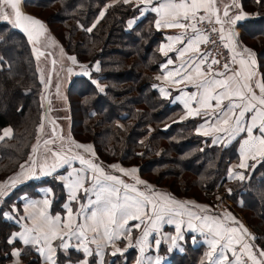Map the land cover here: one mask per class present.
Returning a JSON list of instances; mask_svg holds the SVG:
<instances>
[{"label":"trees","instance_id":"obj_1","mask_svg":"<svg viewBox=\"0 0 264 264\" xmlns=\"http://www.w3.org/2000/svg\"><path fill=\"white\" fill-rule=\"evenodd\" d=\"M113 0H28L27 10L41 17L79 66L90 77L70 82L71 135L75 142L91 144L103 165L137 167L141 178L175 198L213 204V194L225 193L232 209L256 234L254 247L264 249V159L250 167L244 180H230L228 169L239 162L238 146L216 147L196 134L197 120H181L183 109L172 105L154 88L164 56L163 33L146 16L133 29L128 21L138 15L133 5H109ZM251 19L240 24V44L257 58L264 80V0H240ZM104 12L103 17L100 13ZM95 25V27H93ZM91 28V31L86 29ZM0 135L12 129L11 138L0 141V184L27 165L43 124V86L25 37L0 22ZM105 86L101 92L94 84ZM50 187L55 194L52 211L62 212L64 186L55 178L17 188L0 209V261H11L14 248L8 238L20 227L5 220V208L22 194L38 197L37 188ZM226 187V188H225ZM20 205V202L18 203ZM134 231V237L137 236ZM167 264H208L205 246L189 243ZM74 255V254H72ZM80 256L58 255V263L80 261ZM137 251L104 257V264H134ZM25 264H41L33 249L24 250ZM96 256L91 264H96Z\"/></svg>","mask_w":264,"mask_h":264},{"label":"snow or ice","instance_id":"obj_2","mask_svg":"<svg viewBox=\"0 0 264 264\" xmlns=\"http://www.w3.org/2000/svg\"><path fill=\"white\" fill-rule=\"evenodd\" d=\"M22 2L23 0H0V22H6L12 28L20 30L31 44L38 45L41 39L46 37L48 29L43 21L22 10ZM130 2L131 0H124L126 4ZM138 2L145 6L141 9L142 13L147 11L156 13L157 29L183 30L180 35L167 37L170 43L160 49L165 56L174 49L176 44H185L186 37L185 46L176 49L179 57L183 58L189 52L198 54L183 61L178 68L166 72L163 79L172 83H192L197 88V92L183 95L188 115L198 116L202 110L207 112L210 109L216 121L207 128L201 125L203 131L198 129L199 134L224 133L231 142L244 133L239 149L241 162L238 167L241 169L249 167L246 161L250 158L253 160L257 157L264 158V80L253 83L256 76L254 71L256 61L252 58L254 53L247 47L237 51L238 41L234 30L232 28L226 30L224 27L225 24L235 26L244 18V14L241 13L229 19L230 6L225 5L221 16L219 0H138ZM257 2L259 3L260 0ZM103 15L104 12H101L100 16L103 17ZM205 24L220 26L218 29L213 26L210 31L218 33L220 41H226L223 47L229 49L231 54L230 63L222 65L223 71H215L212 67L220 64L219 59L211 57V53L200 52L201 44H216V41L205 34L209 31L202 27ZM129 26L131 27V22ZM189 30L192 33L191 36L187 35ZM33 52L37 59L44 55L36 47L33 48ZM245 53L248 58H245ZM69 59L76 63L75 57H69ZM171 64L173 60L169 59L162 67L166 69ZM203 65H207L206 71L202 68ZM84 74L87 75V71ZM176 77L179 79H175ZM157 79L161 77L158 76ZM256 89H259V94ZM159 90L165 96L169 94L165 88ZM193 102L197 107H192ZM40 130H43V125L40 126ZM11 136L12 129H5L0 135V141ZM53 136H56L55 127H53ZM60 139L63 137L61 136ZM218 140L219 137H216L213 143ZM54 142V139H49L45 140L44 144ZM69 145L67 151L49 149L54 163L49 165L45 159L39 165L41 176H50L64 165L71 167L73 160H78L84 166L72 168L67 177H59L66 181L64 186L69 194V202L63 206L67 211V217L50 214L51 199L29 201L25 205L27 215L20 219L30 223L22 226L23 231L13 233L7 243L14 244L20 241L25 245L35 246L36 250L44 256L47 264H57V248L64 251L75 248L76 251L83 252L85 258L78 264H88L87 258L91 256L99 258L98 264H104L105 249L110 246L114 248L111 252L112 256L118 253L123 255L128 248L134 246H140V252L143 255L145 248L150 246L149 236L153 232L159 233L163 224L175 226L176 234L165 238L171 241L172 247H177V242L184 239L183 217L187 216V228L205 235V243L208 245L205 257L208 264H249V262L264 264V249L254 250L253 244L248 240L254 241L255 237L242 223L236 221L231 213H227L223 219L218 216L197 215L190 210L189 205L200 209L201 212H207V206L194 204L191 201H180L168 193L155 191L153 185L134 175L138 171L136 168L125 169L118 164L109 165L124 176H132L135 181L133 184L126 183L120 176L107 172L101 164L85 158L79 152L69 155L75 148L95 156L91 145L77 143L71 139H69ZM37 151L38 145L33 147V153ZM36 163V160L31 159V174L26 176V179L36 176ZM20 167L23 169L24 165ZM235 176L238 179H244L243 173H235ZM18 182V179H11V186L15 187ZM137 185H144V190H140ZM4 187L5 185H0V189ZM47 191L52 192L51 189ZM81 191L87 197V204H80L79 210L74 212L71 202H79ZM5 194L0 191V195ZM3 215L7 219L13 218L9 213H3ZM130 221L137 223L130 226ZM226 221H232L238 226H230ZM142 225L144 226L142 234L136 239L134 245L132 229H140ZM73 238L77 241L75 245L70 243ZM122 239L128 241L124 249L115 246V242ZM57 240L60 243L54 246L53 242ZM160 244L161 240L156 239L155 245L159 247ZM90 245H95V250ZM228 252H231V258L227 255ZM20 254L19 249L12 253L16 257ZM160 260L161 258L157 257L155 264H160ZM137 264H141V261L137 260Z\"/></svg>","mask_w":264,"mask_h":264},{"label":"crops","instance_id":"obj_3","mask_svg":"<svg viewBox=\"0 0 264 264\" xmlns=\"http://www.w3.org/2000/svg\"><path fill=\"white\" fill-rule=\"evenodd\" d=\"M109 5H113V6H117V5H133L134 7L139 9L138 15L136 17H134V18H131L128 21V23H127L128 29H130V30L133 29L142 19H144L148 15L152 16L154 18V26H155V20L157 19L156 13L151 12V11H147V12H143L142 13L141 9H143L145 6L142 5V4H139L138 0H131V2L127 3V4L124 3V0H113ZM225 5H229L230 6L229 19L235 17L238 14H241V13L244 14V18L239 20L236 23L235 26H231L229 24H225V26H224L226 30L229 29V28H232L234 30V32L236 34V39L238 41L237 51H240L241 49L244 48V46H242L240 44V41H239V37H240V34H241V30H240L239 26H240L241 23H243V22H245L247 20H250L251 19V15L247 14L242 9L240 0H219L218 6L221 9V16H222L223 9H224ZM130 22H131V27L129 26ZM217 26L220 27L219 25H217ZM155 29L157 31L163 33V35H164V40L165 41H164L162 46L168 45L170 43V41L167 39V37H169V36H177V35H180L183 32V30H181V29H171V28H160V29H157L156 26H155ZM187 35L188 36L192 35L190 30L187 33ZM186 41H187V37L185 38V44H186ZM185 44H176L174 46V49L172 51L168 52L167 56H165L161 52L162 55L164 56V62H163L162 65L167 64V61L169 59L173 60V64L168 65V67L166 69L163 68L162 65H161L160 73L155 76V80L156 81H155L154 88L160 93V95L164 99L168 100L172 105H178V106H180L183 109V114H182L181 120L186 121V120L196 119L197 122H198L197 123V127H196V134L201 136L202 138L210 141L213 146L226 147L227 148V147H230L235 142H238L239 146H238V152L237 153H238V157H239V162L237 164L234 163V164H232L230 166V168L228 169L227 175H228V178L230 180H235V179H238L235 176V173H243L244 179H245L246 178V173L249 170V168L252 167V166L254 168L255 166H257L264 159V158L257 157L255 160H253V159L250 158V159H248L246 161V163L249 165V167L244 168V169H241V168L238 167V165L241 162V158H240V154H239L240 143L242 142V138L245 136V134L241 133L240 136H238L235 140H231V142H229V139H228L227 135L224 134V133H210L208 135L199 134L198 129L203 131V129H201V127H200L201 125H204V127L207 128L211 124H214L216 121H215V117L213 116V114H212L210 109L207 110V112L202 110L201 114L198 115V116H189L188 115V109L185 108V106H184L183 95H184V93L191 94V93L197 92V88L194 87V85L192 83H188V82L172 83L170 81H165L163 79V77L166 74V72L172 71V70L178 68L180 66V64L183 61H187L189 59V57H195V56L198 55L197 53L189 52V53H186V55L183 58H180L179 57V53H178V51L176 49L184 47ZM202 45L203 44H201L200 47ZM245 58H248L246 53H245ZM252 58L255 59V61H256V64L254 66V71L256 73V76H255V80L253 81V83L255 84L256 81L262 80V78H261V74H260L259 69H258V63H257V58H256L255 53H254V56ZM80 67H81L80 73H76V75L75 74H73V75L70 74L69 79H68V83L69 84L73 80V78H75V77H77L79 75L80 76H85V77H90L91 71L88 68H85L83 66H80ZM85 71H87V73H88L87 75L84 74ZM158 76L161 77V79H157ZM175 79H179V77H176ZM94 84H96V80L94 81ZM160 88H165L169 94L167 96L163 95L160 92V90H159ZM103 91H104V89H103ZM256 91H257V94H259V89H256ZM178 97H181V98L177 99ZM225 103H227V101H225ZM192 107L195 108V107H197V105L193 102L192 103ZM248 115L250 116V114H248ZM42 133H43V130L42 131L40 130L39 131V136H38V139H37V142H36V146H37L38 141L42 138ZM70 137H71V140L74 141V139L72 138V135H71V131H70ZM216 137H219V140L216 143H213V140L216 139ZM89 145H91V144H89ZM92 149L94 151V148H92ZM77 152H79L81 155H84L85 158L92 159L95 163L101 164L105 168V170L107 172H109V173H111L113 175L120 176L121 179H123L126 183H129V184L135 183V181L132 178V176H124L122 173H119V172L113 170L112 168H110L109 165L105 166L102 163H100L97 160L96 155L92 156V153H86V152L82 151L81 149H75V152L72 153V154H75ZM33 154H34V156L32 155L31 159H34L37 162L36 163V170H35L36 171V176L34 178H31V179H26L25 178L26 176L31 174L30 173L31 159H30V162L27 165H25V167L23 169H21L19 173H17L15 176L11 177L10 179L6 180L5 182L1 183L0 185H5V187L3 189H0V191H3L6 194L5 195H0V209H3L6 206L5 205L6 200L14 193V191L17 188H19L21 186H24L26 184L32 183V182L38 184V183H41L44 180H48V179H52V178H55L59 183H61L64 186L66 181L59 179V177H61V176L67 177L68 172H70L72 170V168H82V167H84L83 165H81L79 163L78 160H73L71 162V167H69L68 165H64L63 167L58 168L56 170V172H54L50 176H41L40 172H39V165L45 161L44 157H46L47 163L49 165L54 163V158L52 156H48V154H45L43 156L42 153H38L37 157H36V153H33ZM72 154H69V155H72ZM52 158H53V160H51ZM120 167H122V166H120ZM122 168H124V167H122ZM131 168L138 169L137 167H130V168H125V169H131ZM21 173H23V174H21ZM89 175H90V173H89ZM134 175L138 176L141 180H144L143 178H141V176L139 174V169ZM13 178L18 179V181H19L15 185V187L11 186V179H13ZM238 180H241V179H238ZM144 181H146V180H144ZM147 183H149V182H147ZM149 184H151V183H149ZM151 185H153V184H151ZM86 186H88V185H86ZM137 187L140 190H142V191L144 190V185H137ZM153 187H154L155 191L170 194L169 191H166V189H160V188L156 187L155 185H153ZM48 189H51V188L48 187V186H42V187L37 188L36 192L38 193V197H34V196L30 195V194H22V195H20L18 198H16L13 201V203L10 206L5 208V212L4 213H9L13 217L12 219H7L4 216L5 220L12 221L15 224H17L20 227L19 231H17V232L23 231V227L22 226L24 224H26V223H30L27 220H21L20 219V217L27 215V213L25 212V205L29 201H42L45 198H48V199L52 200V205H51V208L49 209L50 214H52V215L59 214L62 218H66L67 217V211H66V209L63 206H64V204L69 202V199H68L69 194H68L67 188L64 186V189H65V192H66V199H65V201L63 202V205H62V212H58V213H54L52 211L53 204H54V201H55V194H54L52 189H51L52 192L49 193L47 191ZM79 197H80L79 202H76V201H72L71 202V206H72L74 212L79 210L80 204H85V205L87 204V197L85 196V194L82 191L79 193ZM175 199H177V198H175ZM177 200H180V201H191L194 204L207 206L208 211L207 212H201L200 209L195 208L192 205H189L190 210L192 212L196 213L197 215H200V216L211 215V216H218L221 219H223L224 216L227 213H231L232 216L235 217L236 221H239L240 223H242L249 230V233H251V235L255 237V235L253 234L252 230L246 224L245 220L239 214H236V212H234V210L232 209V203L229 202L225 198V193L217 192V193L213 194V197H212L213 204H211V205L210 204H206V203H199V202H196L195 200H190V199H179L178 198ZM19 202H20V205H18ZM13 209H15V211H13ZM183 219L185 220V225L183 227L184 239L183 240H179L177 242V245H178L177 247H172L171 241L165 238V237L172 236V235L176 234L175 233V226L171 225V224H163L161 226V231L159 233L153 232L149 236L148 239H149V245L150 246L145 248V251H144L143 255L140 252V246H134L132 248H128L127 251H125L123 253V255L128 253V252H130L131 250H135V251H137V259H136V262L134 264H137V260H140L141 264H155V260H156L157 257L161 258L160 264H167L170 261V257L172 255L184 253L185 247L188 244V239H187L188 236L190 238L189 239V243L190 244H192L195 247L205 246L206 250H208V245H207V243H205V235H202L199 231H191V230H189L187 228V226H186V222H187L188 217L184 216ZM81 220H82V218H81ZM134 223H137V222L136 221H130V226L132 224H134ZM196 223H199V222H196ZM226 223L229 224L230 226H233V227L238 226L232 221H226ZM143 227L144 226L142 225L140 229H135V228L132 229V243L134 245H135L136 239L141 236L142 231H143ZM134 231H137L136 232L137 233L136 237H134ZM89 235H91V234H89ZM156 239H160L161 240V244H160L159 247H157L155 245V240ZM248 242L252 243L253 246H254V241L253 240L249 239ZM16 243L21 244L22 247L21 248H14L12 250V252H11L12 259L7 264H25L23 262V260H22V254H23L24 250H27V249H33L35 251V253L41 258V264H47L44 256H42L36 250L35 246L25 245V244H23L20 241H17L14 244H16ZM59 243H60V241H58V240L53 242L54 246L58 245ZM70 243L75 245L77 243V241L75 240V238H73ZM127 244H128V241L127 240H123V239L120 240V241H116L115 242V246L120 247L121 249L126 248ZM10 245H13V244H10ZM90 247L93 248V250H95V245H90ZM16 249L20 250L21 254H20L19 257H16V256L12 255L13 251L16 250ZM169 249H171V250H169ZM255 249H258V248L254 247V250ZM113 250H114V248L111 247V246L108 247L107 249H105L104 257L107 255V253H109L111 255V252ZM59 254L65 256V257H68V256H80V257H82L81 260H83L85 258L83 252H78V251L75 250V248H70L67 251H64L62 249L57 248V253H56L57 264H59L58 263V255ZM72 254H74V255H72ZM117 255H120V254L118 253ZM227 255L230 258L232 257L231 252H228ZM93 257L94 256H91V257L87 258L88 259V264H91V260H92ZM96 259H97L96 260V264H98V259L99 258L96 257ZM78 262L79 261L71 262L70 260H68L64 264H78Z\"/></svg>","mask_w":264,"mask_h":264},{"label":"water","instance_id":"obj_4","mask_svg":"<svg viewBox=\"0 0 264 264\" xmlns=\"http://www.w3.org/2000/svg\"><path fill=\"white\" fill-rule=\"evenodd\" d=\"M27 1L28 0H23L21 7L25 13L31 14L26 9ZM31 15L43 21L48 29L46 37L41 39L40 44H31L23 32L18 29H13L23 35L29 44L36 65V71L43 86L41 96L44 105L43 133L42 138L39 140V146L43 145L44 141L49 139H54L55 142L52 143L53 146L64 145L60 137L62 136L64 139L70 137L72 123L69 106L70 84L68 83V79L73 64H71V60L69 59L70 56L64 49L63 44L54 35L49 25L40 17L33 14ZM4 23L7 24L6 22ZM9 26L11 27V25ZM34 47L39 48V50L44 53L39 59H37L36 54L33 52ZM53 61H55V64H53ZM53 127L56 128L55 137L53 136ZM66 144L68 143H65V145ZM39 146L36 157L38 153H41Z\"/></svg>","mask_w":264,"mask_h":264},{"label":"built area","instance_id":"obj_5","mask_svg":"<svg viewBox=\"0 0 264 264\" xmlns=\"http://www.w3.org/2000/svg\"><path fill=\"white\" fill-rule=\"evenodd\" d=\"M215 26L217 29L219 28L217 25H203L202 27L207 28L209 31H207L205 34L210 36L211 40L216 41V44L208 43V44H203L200 47V52L201 53H211V57H215L220 60L219 65H213V69L215 71H223L222 65L224 63H230L231 59V54L229 52V49H226L223 47V44L225 41H220L219 40V34L218 33H213L210 31L211 27ZM210 57V58H211ZM202 68L206 71L207 70V65H203ZM1 264V262H0ZM250 264V262H249Z\"/></svg>","mask_w":264,"mask_h":264},{"label":"rangeland","instance_id":"obj_6","mask_svg":"<svg viewBox=\"0 0 264 264\" xmlns=\"http://www.w3.org/2000/svg\"><path fill=\"white\" fill-rule=\"evenodd\" d=\"M27 9V8H26ZM28 11V10H27ZM29 12V11H28ZM30 13V12H29ZM32 14V13H31ZM34 15V14H33ZM37 16V15H36ZM39 17V16H38ZM41 18V17H40ZM42 19V18H41ZM43 20V19H42ZM50 27V26H49ZM51 29V28H50ZM53 32V31H52ZM55 35V34H54ZM56 36V35H55ZM57 37V36H56ZM58 39V38H57ZM59 40V39H58ZM60 41V40H59ZM61 42V41H60ZM71 64H73V68H72V71H71V75H73V74H75L76 75V73H80V71H81V67L77 64V63H73L72 61H71ZM83 68V67H82ZM95 81V80H94ZM93 81V82H94ZM96 86H97V88L101 91V89H105V86L104 85H101L99 82H98V80H96V84H95ZM101 92H103V91H101ZM69 106H70V103H69ZM71 116H72V114H71ZM72 125V124H71ZM69 138H71V137H69ZM69 138H66V139H64V137H63V139H60L61 141H63L62 143H64V145H52V144H48V145H45V144H43V145H40L39 146V141H38V143H37V145L40 147V152L43 154V156L45 155V154H48V156H51V152L49 151V149H51V150H54V151H61L62 149L64 150V151H67V148L70 146L69 145ZM38 139V138H37ZM65 143H68V144H66L65 145ZM82 144V143H81ZM89 145V144H88ZM93 148V147H92ZM82 150V149H81ZM83 151V150H82ZM75 152V148H73V151H72V153H74ZM72 153H69V154H72ZM86 153H88V152H86ZM33 156H34V154H33ZM45 159H46V157H44ZM51 160H53V158L51 159ZM226 188V187H225ZM166 191H168V189H166ZM220 192V191H219ZM252 230V229H251ZM252 232H253V230H252ZM253 234L255 235V238H256V234L253 232ZM1 262V261H0ZM2 264V263H1Z\"/></svg>","mask_w":264,"mask_h":264}]
</instances>
